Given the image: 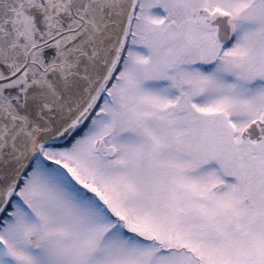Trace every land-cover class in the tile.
I'll list each match as a JSON object with an SVG mask.
<instances>
[{
  "label": "snow or ice",
  "instance_id": "snow-or-ice-1",
  "mask_svg": "<svg viewBox=\"0 0 264 264\" xmlns=\"http://www.w3.org/2000/svg\"><path fill=\"white\" fill-rule=\"evenodd\" d=\"M0 264H264V0H0Z\"/></svg>",
  "mask_w": 264,
  "mask_h": 264
}]
</instances>
